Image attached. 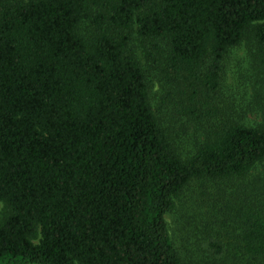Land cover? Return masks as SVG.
Wrapping results in <instances>:
<instances>
[{
	"label": "trees",
	"instance_id": "trees-1",
	"mask_svg": "<svg viewBox=\"0 0 264 264\" xmlns=\"http://www.w3.org/2000/svg\"><path fill=\"white\" fill-rule=\"evenodd\" d=\"M243 43L249 78L227 70ZM193 181L238 232L205 250L264 264V0H0V264H185L166 216Z\"/></svg>",
	"mask_w": 264,
	"mask_h": 264
},
{
	"label": "rangeland",
	"instance_id": "rangeland-1",
	"mask_svg": "<svg viewBox=\"0 0 264 264\" xmlns=\"http://www.w3.org/2000/svg\"><path fill=\"white\" fill-rule=\"evenodd\" d=\"M133 39L135 41L136 47L138 48V55L144 66V70L147 73V77L150 81V92L152 96V103L154 108L160 112L162 115L164 126L172 132L174 137L180 140L181 145L190 146L187 142L189 135H194L193 126H184L181 120L178 119L175 114L173 103L174 98L171 99L170 87L167 83L163 81L164 75L159 68L154 66V58L150 57L148 51L152 54L153 51L149 50L150 46L147 45L148 51L146 52L145 46L141 40L138 41V37L134 34ZM247 50L245 43L239 46L237 49L233 50L231 55V67L227 68L228 73H234L236 77L248 74L250 77L251 66L248 60H244L242 65L243 68L234 66V61L242 56L246 55ZM235 59V60H234ZM258 74H261L259 68ZM241 75H240V74ZM230 75V74H228ZM252 78V77H251ZM190 137V136H189ZM192 146V145H191ZM185 148V147H184ZM262 165H258L253 171V174H259ZM224 188V186H221ZM206 191V192H204ZM217 185L211 183H205L203 181H193L189 184L184 193L176 200L175 207L167 214L166 221L169 229V234L173 245L177 252L179 253L182 261L185 264H229L223 261H215L211 257L210 253L203 247V242L210 234V227L213 229L214 233L218 234V239L222 242L233 243L236 242L237 229L233 227H227L222 225V223L217 220L216 225L210 223L214 222V217L206 223L207 217L210 212L216 217L217 209H214L215 203L212 199L217 198ZM2 203L0 202V211L2 209ZM210 223V224H209ZM215 223V222H214ZM220 223V224H219ZM257 262V261H255ZM260 264L259 262H257Z\"/></svg>",
	"mask_w": 264,
	"mask_h": 264
}]
</instances>
